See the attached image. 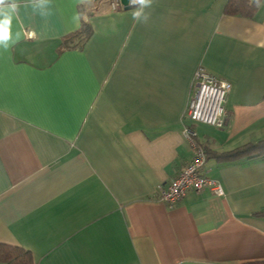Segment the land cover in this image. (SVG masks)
<instances>
[{"label": "crops", "instance_id": "obj_1", "mask_svg": "<svg viewBox=\"0 0 264 264\" xmlns=\"http://www.w3.org/2000/svg\"><path fill=\"white\" fill-rule=\"evenodd\" d=\"M229 1L153 0L146 23L109 0L0 4V244L34 264L264 261V159L205 160L223 198L158 199L192 161L184 126L218 153L264 140V0ZM82 11L90 37L60 51ZM198 68L230 83L221 129L184 118Z\"/></svg>", "mask_w": 264, "mask_h": 264}, {"label": "built area", "instance_id": "obj_2", "mask_svg": "<svg viewBox=\"0 0 264 264\" xmlns=\"http://www.w3.org/2000/svg\"><path fill=\"white\" fill-rule=\"evenodd\" d=\"M113 10H119V0H109ZM130 5V3H129ZM133 6V5H130ZM32 34L27 33L30 37ZM230 91V83L198 68L193 75L192 90L184 118L190 122L221 129L225 122V102ZM184 138L193 148L192 161L182 166L177 176L164 188L161 187L158 199L169 206L178 203L188 191L208 190L215 198H223L221 185L199 172L205 162L203 150L193 143L194 133L183 127Z\"/></svg>", "mask_w": 264, "mask_h": 264}, {"label": "trees", "instance_id": "obj_3", "mask_svg": "<svg viewBox=\"0 0 264 264\" xmlns=\"http://www.w3.org/2000/svg\"><path fill=\"white\" fill-rule=\"evenodd\" d=\"M257 6V2L248 4V0H230L226 6V13L250 16ZM85 12H81V23L78 29L70 35H67L60 45V51L66 49L81 50L87 39L92 33L90 24L84 19ZM193 123V122H192ZM192 130V127L189 126ZM193 143L200 148L203 146L193 138ZM204 152L205 160L209 158L226 164H233L240 161H251L264 159V140L254 143L241 145L231 151L218 153L207 148H201ZM0 263L1 264H34L30 252L13 245L0 244ZM242 264H264V261H252Z\"/></svg>", "mask_w": 264, "mask_h": 264}, {"label": "clouds", "instance_id": "obj_4", "mask_svg": "<svg viewBox=\"0 0 264 264\" xmlns=\"http://www.w3.org/2000/svg\"><path fill=\"white\" fill-rule=\"evenodd\" d=\"M4 0H0V4H3ZM130 5H138L137 8L132 10V18L138 23H146L149 19V15L145 12V9L151 7L153 0H129ZM14 7V6H13ZM10 19H5L3 22H0V43H3L9 38V26ZM7 47V45H4Z\"/></svg>", "mask_w": 264, "mask_h": 264}, {"label": "water", "instance_id": "obj_5", "mask_svg": "<svg viewBox=\"0 0 264 264\" xmlns=\"http://www.w3.org/2000/svg\"><path fill=\"white\" fill-rule=\"evenodd\" d=\"M128 3H129V0H120V4L122 5V6H124L125 7V9H127L128 8Z\"/></svg>", "mask_w": 264, "mask_h": 264}]
</instances>
